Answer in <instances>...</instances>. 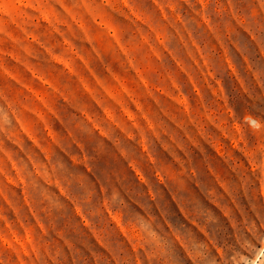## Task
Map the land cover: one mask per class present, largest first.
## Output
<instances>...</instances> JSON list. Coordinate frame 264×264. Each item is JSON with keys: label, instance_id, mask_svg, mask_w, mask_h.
Wrapping results in <instances>:
<instances>
[{"label": "rangeland", "instance_id": "obj_1", "mask_svg": "<svg viewBox=\"0 0 264 264\" xmlns=\"http://www.w3.org/2000/svg\"><path fill=\"white\" fill-rule=\"evenodd\" d=\"M0 264H264V0H0Z\"/></svg>", "mask_w": 264, "mask_h": 264}]
</instances>
